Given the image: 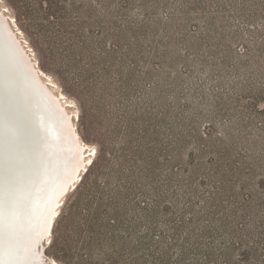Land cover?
<instances>
[{
  "label": "trees",
  "instance_id": "1",
  "mask_svg": "<svg viewBox=\"0 0 264 264\" xmlns=\"http://www.w3.org/2000/svg\"><path fill=\"white\" fill-rule=\"evenodd\" d=\"M104 1L119 12L130 39H139V32L149 30L158 19L148 0ZM27 4L26 12L35 15ZM38 4L40 8L46 4L37 12L40 25L55 24L58 30L53 34L66 38L62 44L69 62L81 49L94 50L105 61L110 57L105 44L95 45L93 38L85 40L80 34L89 16L73 17L77 0ZM135 4L142 13L131 16ZM236 7L229 9L246 16L244 8ZM184 9L189 10L184 25L165 26L164 31L159 20L158 31L167 32V37L190 36L186 16L203 10ZM171 15L174 18L175 11ZM218 21L215 14L206 29L201 28L209 35L210 50L219 48L212 43L219 35ZM88 65L79 72L94 71ZM197 65L212 71L218 67L204 61ZM102 67L101 71L108 68ZM177 104L181 116L192 108ZM164 111L153 116L151 108L144 119L128 117L125 130L111 134L103 159L95 157L75 187L70 216L77 218L84 234L81 254L118 252L122 264H264V185L251 182L253 175L264 171V134L249 133L242 126L236 134L226 124L223 133L214 132V126L204 130L195 126L197 117L185 133L186 119L178 117L174 122L179 131L165 138L161 129L169 111L166 107Z\"/></svg>",
  "mask_w": 264,
  "mask_h": 264
},
{
  "label": "rangeland",
  "instance_id": "2",
  "mask_svg": "<svg viewBox=\"0 0 264 264\" xmlns=\"http://www.w3.org/2000/svg\"><path fill=\"white\" fill-rule=\"evenodd\" d=\"M27 2L36 11L32 13L35 15L26 12ZM38 2L0 0V19L18 43L23 59L69 115L73 136L70 130L67 133L75 140L78 138L75 147L78 152L75 149L76 153L72 154L78 163L75 187L96 157L90 153L94 148L99 150L101 133L104 147H109V137L125 130L128 117L144 119L151 108L153 116L165 112V107L169 111L161 129L165 138L179 131L174 122L178 117L186 119L182 129L185 133L197 117L194 125L204 130L214 126V132L223 133L226 124L236 134L241 126L249 133L264 134V0H148L150 6L156 8L152 14H158V19L156 23L151 22L149 30L139 32L136 37L139 39H130L123 18L109 3L77 0L73 17L89 16L80 34L85 40L93 38L95 45L105 44L110 57L105 61L96 57V51L80 48L72 62L63 48L66 38L53 34L58 30L56 25L52 28L47 23L40 25L37 12H42L46 4L40 8ZM230 6L244 8L246 16L232 11ZM186 7L203 10L202 14L189 12L186 16L190 22L194 20L187 26L190 36L167 37V32L158 31L159 20L163 22V29L184 25V13L189 11L184 9ZM130 10L131 16L142 13L136 4ZM215 14L219 20L216 24L219 35L212 43L219 48L210 50L207 48L209 35L201 28L206 29ZM247 22L253 25L252 29ZM195 25L197 27L193 28ZM47 33L53 38H48ZM201 55L204 58L200 59ZM202 61L207 66L218 67L212 71L198 66ZM88 64L94 71L87 75L83 69L79 72V68H89ZM104 64L108 68L101 71ZM178 101L192 107L184 116L177 112ZM80 145L84 148L81 158ZM75 187L61 203L47 247L46 236L44 239L45 257L58 264L65 261L77 264L84 248V234L78 220L70 216L76 199Z\"/></svg>",
  "mask_w": 264,
  "mask_h": 264
},
{
  "label": "bare ground",
  "instance_id": "3",
  "mask_svg": "<svg viewBox=\"0 0 264 264\" xmlns=\"http://www.w3.org/2000/svg\"><path fill=\"white\" fill-rule=\"evenodd\" d=\"M0 32L7 51L3 54L5 56L0 55V59L15 64L19 70V75L21 74L19 78L20 82L26 85L28 84L29 89L31 91L33 90L34 102L36 101L39 104L42 120L45 124L44 128L49 135L48 139L44 142L45 148L43 149V153L38 155L39 146L36 145L37 142L33 145V142L30 141L31 139L29 140L26 134V128L29 126L33 127V124L30 121L28 122V120L25 123V121H21L20 119V117L22 118L21 114L24 112L20 110L23 108V105L20 109L15 107L13 102L8 105L6 103L7 97L0 85L1 167L5 165L7 167L8 163L11 165L14 154L15 156L18 155L25 158L21 161L13 162V167H11L12 169L10 168L12 171L9 169L8 179L10 180H7L8 182L5 185L1 178H4L5 181L7 177L5 178L3 175H0V184H2V187L0 186V204L3 198L7 196L5 207H0V264H47L50 260L43 253L45 249V236L47 238V242H45L47 247L52 237V231L50 229L52 230L59 216L58 212L62 207L61 203L72 191V187H75L77 182L78 174L76 164L78 163H75L77 161L75 160L76 156L72 158V154L77 149L75 147L78 146L76 144L78 143V138L75 140V137H72L73 133L71 131L74 128L69 123V115L63 109L64 106L60 104L57 97L49 92L44 82L39 79L40 76H36L30 65L23 59L22 53L17 45L18 43L14 40V37H11L6 23L1 19ZM0 72L5 76H8V74L12 76L13 70L10 72V70L1 68L0 66ZM14 96L17 98L15 94ZM61 98H65L63 93L61 94ZM12 112L18 116L17 123L20 131L11 128L14 125L13 122H9V118L12 117ZM19 112H21L20 115ZM69 130L72 136L67 133ZM21 134L25 135L22 136ZM13 146L17 150L14 154L11 149ZM81 148L80 158L82 157L84 149L82 146ZM76 152H78V149ZM37 156L41 160L40 162ZM35 158L37 159L35 160ZM35 161L36 163H42V166L39 168ZM89 164H86V166H89ZM38 169L40 171L39 176H37L38 184L32 188V185L35 184L33 173ZM44 177L47 180L43 179ZM8 184L10 186L9 195L5 193L6 185ZM35 203L39 206V210L35 209ZM22 208L24 209L21 210ZM1 214H3V217H1ZM13 216L16 219H13ZM22 217L25 224L17 225ZM29 226L31 228L27 231L26 228ZM54 264L58 263L54 261Z\"/></svg>",
  "mask_w": 264,
  "mask_h": 264
},
{
  "label": "water",
  "instance_id": "4",
  "mask_svg": "<svg viewBox=\"0 0 264 264\" xmlns=\"http://www.w3.org/2000/svg\"><path fill=\"white\" fill-rule=\"evenodd\" d=\"M0 34H1V32H0ZM1 35H0V55L5 56L3 54L6 53L7 51H6V48H5L4 44H3L4 42H3V38H2ZM0 61H1V63H0L1 68H5L7 70H10V72L13 70L12 76H11V74H8V73H7L8 76H5V75L1 74V72H0V81H1L0 85L2 86V88H3L2 90H3L5 96L7 97V100H8V102L6 100V103L9 105L10 103L13 102L15 107H17L19 109L23 105L24 109L21 108L20 110L24 111V112L22 114H21V112H19V115L21 114V116H22V118L20 117V119H21V121H25V123H26V120H28V122L30 121L33 124V127L29 126L28 128H26V130H27L26 134H27L29 140L31 139L30 141L33 142V145H35L34 143L37 142L36 145L39 146L38 147L39 148L38 149L39 153H37V154L40 155V154L43 153V149L45 148L44 142H45L46 139H48L49 135H48V133L46 132V130L44 128L45 124H44V122L42 120L41 111H40L39 106H38L39 104H37L38 102H36V101L34 102V100H35L34 99L35 97H33L34 96V92H33V90L31 91V89H29V87H28L29 85L28 84H27L28 85L27 86L26 84L20 82L19 78H20L21 74L19 75V70H18L17 66H15V64H13L12 62H9V61L5 62L7 60H3V59H0ZM10 63H12V64H10ZM14 94L17 96V98L14 96ZM11 116L12 117L9 118V122H13L14 123V125H12V126L10 124L11 128L15 129L16 131H17V129H18V131H20V128L18 127V123H17L18 122V116L15 113H13V112H12ZM24 131H25V129H24ZM21 135L23 136L25 134H21ZM25 137H23V138H25ZM13 148H11V149L13 151L12 153L14 154V153L17 152V150H16V147L13 146ZM12 157L13 158L11 160V162H12L11 165H9V163H8L7 167H6V165L1 167L2 164H0V175H3V177H5V178L7 177V179L5 181H4V178H1V180L3 181L4 185L8 182L7 180H10V179H8V177H9V169L11 167H13V162L15 163L16 161H21V160L25 159L23 156L22 157L18 156V155L15 156V154ZM37 158H38V156H37ZM37 158H35V160ZM92 160H93V158H92ZM38 161L40 162L41 160H39V158H38ZM5 162H6V159H5ZM35 163H36V161H35ZM36 164H38L39 168H40V166H42V163H38L37 162ZM11 169H10V171H12ZM87 169H88V167H87ZM39 172L40 171L38 169L35 172L36 174L33 173V178L35 177V184L32 185V188H34L36 186V184H38L37 183V179H38L37 176H39ZM45 177H46V175H45ZM45 177L43 179L47 180V178H45ZM1 185L2 184H0V186ZM6 186H7L6 187V192L5 191L4 192L5 193H8V192L10 193L9 184L6 185ZM9 193L7 195H9ZM48 200H49V198H48ZM6 202H7V196H5L3 198V200H2V202L0 204V207L1 206L5 207ZM34 206H35L36 210H39L38 209L39 206L37 205V203H35ZM23 209L24 208H22L21 210H23ZM2 215L3 214H1V217H3ZM12 218L16 219V217H14V216ZM19 224L20 225L25 224V221H24L23 217L20 219V221H18L17 225H19ZM30 228H31V226L26 228L27 231Z\"/></svg>",
  "mask_w": 264,
  "mask_h": 264
},
{
  "label": "snow or ice",
  "instance_id": "5",
  "mask_svg": "<svg viewBox=\"0 0 264 264\" xmlns=\"http://www.w3.org/2000/svg\"><path fill=\"white\" fill-rule=\"evenodd\" d=\"M98 143L100 145L99 150L93 149L90 153L92 156H96L97 160H102L104 155V144L105 141L103 139V134L101 133ZM251 182L254 186L264 185V171L255 174L251 177ZM58 259H63L62 257H57ZM47 264H54V261H48ZM65 264H69V262L65 261ZM77 264H122V256L120 253L116 252H103L96 251L90 252L87 255L81 254Z\"/></svg>",
  "mask_w": 264,
  "mask_h": 264
}]
</instances>
